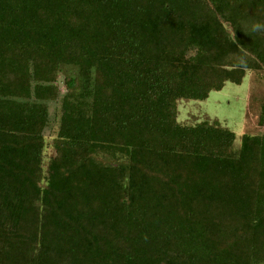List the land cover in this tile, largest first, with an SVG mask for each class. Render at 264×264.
<instances>
[{
  "label": "trees",
  "instance_id": "16d2710c",
  "mask_svg": "<svg viewBox=\"0 0 264 264\" xmlns=\"http://www.w3.org/2000/svg\"><path fill=\"white\" fill-rule=\"evenodd\" d=\"M247 71L264 0H0V264H264V130L177 120Z\"/></svg>",
  "mask_w": 264,
  "mask_h": 264
},
{
  "label": "rangeland",
  "instance_id": "374dc122",
  "mask_svg": "<svg viewBox=\"0 0 264 264\" xmlns=\"http://www.w3.org/2000/svg\"><path fill=\"white\" fill-rule=\"evenodd\" d=\"M263 98L264 72L247 71L240 84L226 82L222 89L211 91L205 100H178L177 120L183 124L217 120L235 132L234 145L238 147L242 133L258 134L264 130L256 125Z\"/></svg>",
  "mask_w": 264,
  "mask_h": 264
}]
</instances>
